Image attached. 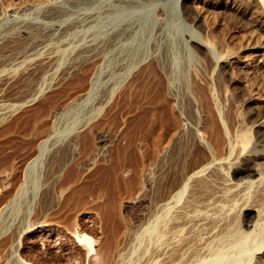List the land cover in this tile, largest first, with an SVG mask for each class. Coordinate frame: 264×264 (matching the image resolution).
<instances>
[{"label":"rangeland","instance_id":"rangeland-1","mask_svg":"<svg viewBox=\"0 0 264 264\" xmlns=\"http://www.w3.org/2000/svg\"><path fill=\"white\" fill-rule=\"evenodd\" d=\"M214 1L0 0V264H140L131 241L176 164L206 152L187 134L175 158L177 126H199L215 148L222 132L264 121V15L251 0ZM87 42L99 50L84 53ZM112 72L123 82L98 109ZM82 119L49 216L58 241L32 239L56 150L41 148ZM72 230L95 240L93 255Z\"/></svg>","mask_w":264,"mask_h":264},{"label":"bare ground","instance_id":"bare-ground-1","mask_svg":"<svg viewBox=\"0 0 264 264\" xmlns=\"http://www.w3.org/2000/svg\"><path fill=\"white\" fill-rule=\"evenodd\" d=\"M182 1L184 0H175L176 4ZM193 1L210 5L214 0ZM251 1L259 5L256 7H260L259 14L262 15L257 14V18L260 19L264 15V0ZM226 2L235 5L239 3L236 0H226ZM258 19L253 21L257 22ZM195 43L214 51L210 41L199 40ZM97 50H99L98 46L87 42L83 52L90 55ZM132 57L135 58V54ZM121 73L124 75L123 72L109 74L98 109L107 105L113 98L123 82ZM256 115L253 125L249 127L254 130L256 128V142L252 141L249 129H239L240 131L232 133L225 131L216 141L215 148L214 144L211 147L209 139L205 140L202 137V128L200 129L199 126L189 129L184 125L177 126L173 137L175 145L172 155L175 158L179 157L181 152L179 143L187 134L190 135L188 144L198 143L197 145L204 147L203 152H206L199 160L192 162L190 167H186L187 158L181 167L175 162L178 167L175 177L178 175V179L167 185L164 193L158 197L156 219L148 224L145 230L144 226H141V232L131 241V250L137 242L143 244V249L137 251L145 249V255L136 257L138 258L136 260L140 259V264H264V147L260 143V138L264 134V121ZM75 125L77 127L71 128L73 131L64 139H56L49 147L45 145L41 148L43 153L53 148L56 150L45 174L47 191L42 200V215L37 221L40 229L30 234L32 239L43 238L49 243L58 241L55 238L56 233L59 234L58 231L52 233L54 228L57 229L58 222L55 224L49 216L58 204L54 194L66 167L64 160L68 152L73 153L76 149V146L72 145L76 138L75 129L85 126L86 120L82 119ZM205 131L212 133L208 129ZM167 155L168 152H165L164 156ZM53 165L56 167L52 169ZM138 194L143 195V188L139 187ZM46 229L48 232L50 229V232L44 235L42 232ZM73 235L78 241L83 242L82 245L84 244L87 253L90 254L97 249L94 247L95 240L93 241L87 234L75 231ZM125 245L127 246L128 243ZM131 250L126 249V252ZM122 255L127 257L125 253Z\"/></svg>","mask_w":264,"mask_h":264}]
</instances>
